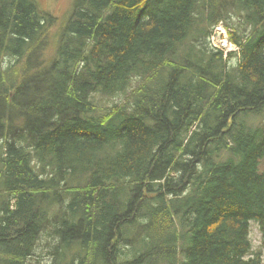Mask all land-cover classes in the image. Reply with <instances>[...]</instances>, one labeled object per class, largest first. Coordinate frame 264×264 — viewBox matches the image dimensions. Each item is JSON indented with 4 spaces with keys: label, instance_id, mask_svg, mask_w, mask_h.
<instances>
[{
    "label": "trees",
    "instance_id": "1",
    "mask_svg": "<svg viewBox=\"0 0 264 264\" xmlns=\"http://www.w3.org/2000/svg\"><path fill=\"white\" fill-rule=\"evenodd\" d=\"M263 158L264 0H0V264H264Z\"/></svg>",
    "mask_w": 264,
    "mask_h": 264
},
{
    "label": "rangeland",
    "instance_id": "2",
    "mask_svg": "<svg viewBox=\"0 0 264 264\" xmlns=\"http://www.w3.org/2000/svg\"><path fill=\"white\" fill-rule=\"evenodd\" d=\"M72 0H38L40 7L42 9H45L49 11L51 14L55 15L56 17L61 18L65 12H67V9L70 6ZM230 22L229 23H237L239 21L238 14H230ZM218 26H221L218 28V33L217 35L213 38V42L216 46H219L220 48L225 47V49L228 50H234L236 49L235 46H232L231 43L229 42V31L225 32L223 28H225V24L223 22H220ZM226 29V28H225ZM109 102H113L111 100L105 99V101L102 103L103 105H107ZM260 171H264V158L262 159L260 163ZM251 236L252 240L255 244H259L260 242V231L255 222L252 223V230H251ZM47 253L45 254V257H47ZM38 259L40 257H34V259L31 261L30 264H46V263H39Z\"/></svg>",
    "mask_w": 264,
    "mask_h": 264
},
{
    "label": "built area",
    "instance_id": "3",
    "mask_svg": "<svg viewBox=\"0 0 264 264\" xmlns=\"http://www.w3.org/2000/svg\"><path fill=\"white\" fill-rule=\"evenodd\" d=\"M214 41V40H213Z\"/></svg>",
    "mask_w": 264,
    "mask_h": 264
}]
</instances>
